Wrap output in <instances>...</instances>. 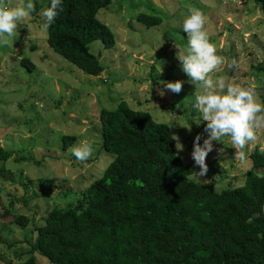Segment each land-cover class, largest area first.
Here are the masks:
<instances>
[{
    "label": "rangeland",
    "instance_id": "obj_1",
    "mask_svg": "<svg viewBox=\"0 0 264 264\" xmlns=\"http://www.w3.org/2000/svg\"><path fill=\"white\" fill-rule=\"evenodd\" d=\"M45 1L33 0L35 10L27 25H19L17 37L0 46V148L9 152L0 158V264H18L30 254L34 224L43 222L52 206L79 204L87 184L110 160L113 153L100 145V108H112L123 99L134 109L147 110L154 120L166 123L171 136H179L183 151L177 154L173 141L181 160L194 161L196 135L202 144L209 133L201 131L202 118L197 123L195 85L176 57L177 47L187 46L182 24L189 9L204 13L206 29L224 57L216 75L255 84L264 101V14L253 0H111L96 16L112 30L113 45L104 47L99 39L89 43L103 65L98 74L83 72L48 45L39 23ZM140 11L161 20L146 25L135 17ZM233 60L238 67L230 66ZM177 79L184 82L178 94L162 83ZM63 134L74 135L65 147ZM85 140L93 143V154L81 162L71 149ZM222 140L213 142L206 175L199 176L195 164L188 178L215 190L243 182L249 153L261 152L264 133L245 149L244 160L235 158L229 137ZM253 170L261 173L264 167ZM15 213L27 217L25 225L11 220ZM39 256L44 264H60Z\"/></svg>",
    "mask_w": 264,
    "mask_h": 264
},
{
    "label": "trees",
    "instance_id": "obj_2",
    "mask_svg": "<svg viewBox=\"0 0 264 264\" xmlns=\"http://www.w3.org/2000/svg\"><path fill=\"white\" fill-rule=\"evenodd\" d=\"M264 14V0H253ZM111 0H62V11L46 31L52 50L80 70L98 74L103 65L89 50L99 39L114 43L112 30L96 12ZM50 6L46 0L43 11ZM146 25L161 19L140 11ZM264 61V50L262 53ZM28 68L31 61L20 58ZM101 147L113 153L85 188L79 204L52 206L34 224L28 254L18 264H264V154L249 153L241 184L219 190L187 177L194 161L183 162L163 121L123 99L100 108ZM205 131L206 121L201 123ZM73 134L62 135L65 147ZM9 152L0 148V158ZM3 214L8 210H3ZM25 225L27 217L11 214Z\"/></svg>",
    "mask_w": 264,
    "mask_h": 264
},
{
    "label": "clouds",
    "instance_id": "obj_3",
    "mask_svg": "<svg viewBox=\"0 0 264 264\" xmlns=\"http://www.w3.org/2000/svg\"><path fill=\"white\" fill-rule=\"evenodd\" d=\"M61 5L62 0H50V6L43 11L46 18L43 24L45 30L59 11H62ZM34 10L33 0H15V3L12 0H0V46L8 45L10 39L17 37L18 26L27 25L26 22ZM182 27L187 34V46H176V57L181 62V69L189 82L195 85L194 106L199 113L197 123L200 118L206 121L205 131L209 133L202 144L200 134L196 135L191 153L200 169L198 175L204 176L208 172L206 159L213 151V142L223 143V137L230 138L236 159H246L245 149L249 144L257 142L260 134L264 133V101L261 100L255 84L249 83L245 86L216 75L225 61L211 40L206 29V17L200 9H189ZM230 66L238 67V64L233 60ZM162 83L174 93L178 94L183 90L182 80ZM160 94H164L163 90ZM185 127L191 131L189 126ZM171 139L176 141L177 154L183 151L184 145L179 136L173 134ZM260 151L264 152V144H260ZM71 152L78 161H87L93 154V143L80 141L73 146Z\"/></svg>",
    "mask_w": 264,
    "mask_h": 264
}]
</instances>
